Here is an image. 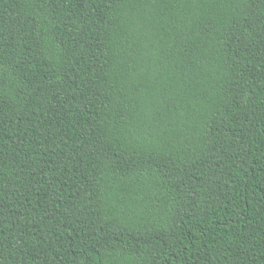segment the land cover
I'll return each instance as SVG.
<instances>
[{"label": "trees", "instance_id": "trees-1", "mask_svg": "<svg viewBox=\"0 0 264 264\" xmlns=\"http://www.w3.org/2000/svg\"><path fill=\"white\" fill-rule=\"evenodd\" d=\"M0 264H264V0H0Z\"/></svg>", "mask_w": 264, "mask_h": 264}]
</instances>
